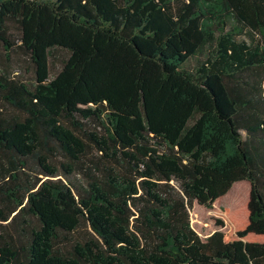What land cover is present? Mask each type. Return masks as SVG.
Returning a JSON list of instances; mask_svg holds the SVG:
<instances>
[{"label": "trees", "instance_id": "obj_1", "mask_svg": "<svg viewBox=\"0 0 264 264\" xmlns=\"http://www.w3.org/2000/svg\"><path fill=\"white\" fill-rule=\"evenodd\" d=\"M0 63V264H264V0H0Z\"/></svg>", "mask_w": 264, "mask_h": 264}, {"label": "rangeland", "instance_id": "obj_2", "mask_svg": "<svg viewBox=\"0 0 264 264\" xmlns=\"http://www.w3.org/2000/svg\"><path fill=\"white\" fill-rule=\"evenodd\" d=\"M25 60L23 56L13 54L9 63L14 71H18L22 73L26 79L32 80L33 70ZM55 63L58 64L57 60L51 58V73H54ZM0 67H2L1 63ZM249 193L250 185L248 182L242 181L235 183L228 194L218 200L213 208L202 207L194 203L191 212L192 225L204 236L212 233L213 230L216 229L217 221L223 220L229 210H234L236 207L246 203Z\"/></svg>", "mask_w": 264, "mask_h": 264}]
</instances>
